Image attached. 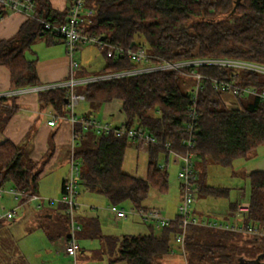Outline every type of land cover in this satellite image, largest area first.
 Instances as JSON below:
<instances>
[{"label":"trees","instance_id":"1","mask_svg":"<svg viewBox=\"0 0 264 264\" xmlns=\"http://www.w3.org/2000/svg\"><path fill=\"white\" fill-rule=\"evenodd\" d=\"M35 1L37 17H28L14 37L0 39V66L9 69L13 89L42 84L37 59L26 56L33 42L37 38L45 39L47 44L61 40L37 18L64 24L70 13L69 8H53L50 0ZM85 5L96 14L94 23L87 29L89 33L106 42L134 48L145 46L139 40L142 37L152 54L150 63L163 59L214 58L264 65V0H86ZM100 49L106 58L105 66L91 74L81 69L78 76L103 75L136 67L128 56L115 59L108 57L103 47ZM192 70L203 78L193 103L198 119L193 148L196 178L192 180L191 192L193 197L195 194L227 197L230 188L208 184L205 170L213 162L232 165L235 159L248 157L264 143V98L254 95L248 105L229 108L223 96L225 91L216 89L214 80L241 87L256 86L262 91L263 73L216 64L197 65L184 67L182 71L161 70L96 80L85 84L82 90L85 98L93 103L120 102L125 117L123 124L144 128L161 142L171 141L172 149L184 154L192 92L183 91L182 78ZM67 95L68 89L63 87L38 91L43 107L51 106L61 117L69 114ZM235 96L241 101L244 95ZM17 99V95L0 98V129L17 113ZM75 131L79 138L76 156L81 163L79 184L85 190L103 195L110 205L128 203L146 210L153 209L145 205L151 191H168L169 173L167 167H160L159 161L162 154H169L165 147L149 145L148 172L146 178H141L123 171L130 139L99 135L81 123L76 124ZM52 155L51 146L41 160L35 161L23 145L3 140L0 142V188L10 183L21 192V203H27L38 195L39 181ZM247 176L251 206L243 223L264 227V170H253ZM238 203H231V211ZM67 208L61 202L56 218L59 224L49 230L51 239L68 233ZM149 226L148 233L104 236L95 218L86 222L80 237H104L111 263L161 264L175 253L176 237L182 231L183 222L178 213L168 226L157 228L153 223ZM185 254L188 264H250L264 254V235L190 223L186 228ZM7 259L6 255L0 256V264H29L22 257L10 262ZM263 263L264 258L259 264Z\"/></svg>","mask_w":264,"mask_h":264},{"label":"built area","instance_id":"2","mask_svg":"<svg viewBox=\"0 0 264 264\" xmlns=\"http://www.w3.org/2000/svg\"><path fill=\"white\" fill-rule=\"evenodd\" d=\"M85 3L86 0H71V5L69 7L70 13L67 21L64 24H54L45 20L42 17L37 18V20L46 29L53 30L56 35L66 43L67 53L70 59V74L66 80L47 84L45 86L40 87L35 86V89L45 90L59 87L68 89L67 104L69 114L67 118L73 126V142L77 138V134L75 131L76 124L81 123L84 125L85 128H93L95 132L99 135L112 134L119 138L125 137L130 140L138 141L144 147H148L151 144H160L161 146L165 147V149L169 150V152H175L171 147V141L161 142L157 139L155 135L151 134L144 128L137 126H128L126 124L113 125L111 122L102 121L89 116L78 117L75 112L76 107L81 102V100L86 99L85 94L78 92L76 89L79 84L85 85L89 82L101 79L136 75L161 70L182 71L183 68L187 66L191 67L197 65L212 64L231 66L241 70L245 69L264 74V65L251 61H243L236 59L195 58L183 61H170L163 59L158 63H150L148 62V60L152 57V54L149 53L148 50H146L144 47H125L120 44L109 43L106 42L103 38H99L96 34L89 33L87 29L94 23L96 14L94 9L86 7ZM0 7L3 12H18L25 14L28 17H37V5L35 0H0ZM89 43H94L99 47H103L106 50V54L108 57L118 59L119 57H122L124 55L128 56L136 64V67L109 74L86 75L79 77L77 73L80 69V64L75 59V55L81 45H86ZM187 74L194 76L197 80V83L192 91V105L189 108L190 120L186 125L188 137L184 140V143L186 144L187 151L184 154H179L180 164L178 177L184 182L182 184L184 198L179 206V214L183 222V227L182 231L176 237V242L179 244L180 252L183 255L185 264H188L185 254L186 228L190 223L215 226L233 231H241L251 235H264L263 226L259 224L245 225L243 223L244 218L250 210V202L240 201L236 209L231 211L229 214L232 220L221 222L207 220L203 217L200 218L194 214V211L191 208L194 198L191 192V189L193 187L192 180L196 178L193 148L195 147L198 119V114L193 103H195L197 99V93L200 88V80L203 78V76L197 73L195 70L189 71ZM214 87L218 90L231 92L234 95L252 94L259 95L260 97L264 98V90L259 91L256 86L241 87L231 82L214 80ZM12 95L15 94L12 92L0 93V98ZM48 124L54 125L55 119H51ZM70 161L71 170L69 177L65 181L64 192L63 197L61 198V202L67 204V212L69 214V231L68 237L66 239L65 251L69 256L74 257L75 262L78 263L77 256L79 251L81 250L78 234L82 230V224L80 223L75 214L76 209L79 207L76 198L79 195L78 186L81 171V163L77 159L74 151L71 154ZM160 167L165 168L167 167V164H160ZM12 194L15 200L20 201L21 192L13 188ZM2 197L3 192L1 187L0 200L2 199ZM37 198L38 196L34 195L30 200ZM4 208L5 207L2 206V209ZM109 209L116 220L125 219L128 218L131 214H136L145 222L154 223L157 228H163L165 226H168L171 221V219L164 217L162 212L157 208L146 210L144 208H138L135 205H132L129 210H126L125 208H122L120 206L111 205ZM15 212V210H11L5 213H0V220L3 218L8 220L14 219Z\"/></svg>","mask_w":264,"mask_h":264},{"label":"rangeland","instance_id":"3","mask_svg":"<svg viewBox=\"0 0 264 264\" xmlns=\"http://www.w3.org/2000/svg\"><path fill=\"white\" fill-rule=\"evenodd\" d=\"M139 40L145 45L144 47L147 50L145 39L141 37ZM38 42H40V38H37L33 42L31 49L26 52L27 58H38L39 55L43 54L41 55V58L44 60L47 59L48 56H46L40 46L37 45ZM75 59L79 62L80 69H85L86 72L90 74L93 72H99L106 63V58L102 50L94 43L86 44L79 49L75 55ZM196 83L197 80L194 76L184 74L182 78L183 91L192 92ZM80 86H82V84H79L77 87ZM223 96L225 97L226 105L229 108H238L243 105H248L255 97L252 94H245L241 98V101H239L231 92H225ZM89 105L90 102L87 99L81 100L75 110L77 116L81 117L84 113L92 112L91 115L99 120L111 122L113 125H120L122 118H124V115L121 118H114L111 114L107 113L108 111L105 110V106L99 110L91 111ZM125 160V171H135L139 164V170L143 172L144 167L147 166L148 163V154L145 149L137 150L133 147L127 151ZM159 161L161 164L166 163L161 157ZM256 169L264 170V143L250 153L248 157L235 159L232 165L225 166L214 162L210 163L205 170L207 183L214 186L228 187L230 188V194L227 197H205L195 194L191 205L194 214L207 220L220 222L222 217H227L229 215L231 203L236 201L250 202L251 187L247 174ZM64 170L65 169H59V167H54L47 175L42 176L40 179L38 184L39 194L45 200V208H57L61 203L63 193L61 191L60 179L62 175L64 176ZM167 170L169 173L168 191L164 193L158 190L151 191L145 205L148 208L159 209L163 216L168 219H174L179 213V206L184 198L182 190V184L184 182L178 177L179 166L174 165L171 162L168 165ZM12 189L13 187L10 183H6L2 187L3 197L0 200V213H5L11 210H15L16 212L14 219L9 221L13 223L11 224L12 226H10V229L8 228L9 226L4 223L0 226V256L6 255L8 257L7 260L10 262L17 257L18 248L20 247L31 264H110L108 263V260L111 255L99 258V252H97V254L95 252L96 255L93 254V251L99 250V238H82L79 237V235L78 238H80V245L86 250L84 253H82L81 250L79 251L77 259L78 263L75 262L74 257L67 255L60 256V258L46 257L48 239L47 237H44V230L37 227H33V229L29 227L31 224L27 222L28 219H26L24 215L27 207L32 206V203L39 204L41 201L32 199L27 204H22L20 201L14 199ZM78 192L79 195L77 196L76 201L79 207L76 209V216L84 212L98 211L99 208L104 209L107 207V209H109L111 206L103 195L89 192L80 184L78 186ZM43 193L48 196H45ZM2 206L5 208L2 209ZM119 206L126 210H129L132 207L131 204L128 203ZM108 212V217L111 216L113 220L112 225L116 226L114 215L110 213V211ZM132 219L137 220V223H135L136 228H133L131 233L135 232L138 234L149 232V223L147 224L146 222L141 221V218L136 214H131L128 218L121 219L118 222V226L122 227L126 222L131 223L130 221ZM228 220L230 221L232 218L228 216ZM223 221H227V219H223ZM116 231L119 232V230ZM174 254L178 255L176 259L173 256ZM174 254L165 258L166 261H163L162 264H185L183 255L180 252L179 244L175 243ZM45 258L46 260L49 259V261L44 262L43 260ZM111 264H125V262L119 261Z\"/></svg>","mask_w":264,"mask_h":264},{"label":"crops","instance_id":"4","mask_svg":"<svg viewBox=\"0 0 264 264\" xmlns=\"http://www.w3.org/2000/svg\"><path fill=\"white\" fill-rule=\"evenodd\" d=\"M50 2L53 8L57 10H66L71 5V0H50ZM27 20H28V16L25 14L18 12H10V11L3 12L0 7V39H9L14 37L20 30L21 26ZM37 45H39L43 53L49 57V58L47 57V59L44 60L41 58V55H43L41 54L39 55L38 58H32V59H37L38 74L40 81L42 83L40 86H45L47 84L66 80L70 74V59L67 53L66 43L63 40H60L53 44H47L45 39L40 38V42H38ZM82 47L84 46L79 47V49H81ZM80 70L81 69H79V71ZM82 70L86 71L85 69ZM79 71L77 74H79ZM83 86L84 85L80 87H76L77 91L83 93L82 90ZM38 91L39 90L35 89V87L13 89L11 83V74L9 69L5 66H0V93H6V92L14 93L15 95L18 96L17 102L19 104V109L17 113H15L12 116V118L9 120V122L6 124V126L3 129H0V142H2L5 139H10L16 144L23 145V147H25L26 149L28 156L35 161L41 160L46 154V152L49 150V148L52 146L53 155L49 160V162L47 163L42 176L47 175L49 171H51L54 167H59V169H65L63 172L64 176L62 175L60 179L61 191L63 193V189H62L63 182L67 180L71 170V161H70L71 154L73 151L76 154V149L78 145L77 143L79 142V138H76L75 141L73 142V137H72L73 126L68 120V118L61 117L60 115H58V113L51 106L43 107L41 101L39 100ZM103 106H105L104 107L105 110L108 111L107 113L111 114L114 118L123 117V113L120 110V102L118 101L105 103V104L90 102L89 105L91 111L99 110ZM91 113L92 112L84 113V115L98 119L95 116L91 115ZM54 118H55V124L49 125L48 122ZM124 121H125V117L122 118L120 124H123ZM133 147L136 148L137 150L145 149L148 154L149 146L144 147L141 145V143L134 140H130V144L126 150V153L130 148ZM179 154L180 153H178L177 151H175L174 153L169 152L168 155L162 154L161 158L165 160L167 164V168L171 162L174 165L179 166L180 164ZM125 158H126V154H125ZM77 159L79 160L78 157ZM148 162H149V155H148ZM125 163L126 160L124 159L123 171L125 173L135 175L141 178H146L149 163H147V166L144 167L143 172L139 170V164L136 167L135 171L134 170L125 171L124 170ZM39 193L37 195L38 198L34 200L41 201V203L39 204L32 203V206L27 207L25 209L26 213H24V215L26 219H28L27 222L31 224V226L29 227H31L32 229L33 227H37L44 230L45 232L44 237L45 238L47 237L48 239L47 240L48 244L46 242L47 244L46 257L49 256L48 258L50 257L60 258V256H65V255L69 256L65 251V244H66V239L68 237V233L54 239H51L49 235V230L52 231L55 225L59 224L56 218L58 216L61 203L58 205L57 208H51V209L45 208L44 207L45 200L44 198L41 197ZM106 209L107 207H105L104 209L99 208L98 211H94V212L92 211V212H84L78 214L77 218L82 224V228L85 226L87 221L98 218L101 226V231L104 234V236H108V235L122 236L124 234H136L135 232L131 233L132 232L131 230L133 228H136L135 223H137V220L132 219L130 221L131 223L126 222L122 227H119L118 222L121 219L116 220L114 218L115 219L114 221H116L115 223L116 226H114L112 225L113 220L111 216L108 217V213H109L108 211H110V209L107 210ZM110 213L112 212L110 211ZM228 216L222 217L221 221H223V219L228 220ZM1 220L2 223L9 226L8 228L10 229V226H12L11 224L13 223L9 222L10 220L4 218ZM140 220L145 222L142 219ZM146 223L152 224L151 222H146ZM116 230H119V232H117ZM78 235L80 237V232ZM95 238H99L100 245H99V250L93 251L94 252L93 254H95V252L96 254L97 252H99V258L108 256L109 254H107V245H105V238L104 237H95ZM18 249L19 250L17 252V257H22L29 264H31L30 261L27 259L24 251H22L20 247ZM85 250L86 249L81 247L82 253H84ZM173 256L175 257V259L178 257L177 254H174ZM111 260L112 258L110 256L108 263L111 264ZM43 261L48 262L49 259L46 260L45 258ZM163 261L166 260L164 259Z\"/></svg>","mask_w":264,"mask_h":264},{"label":"water","instance_id":"5","mask_svg":"<svg viewBox=\"0 0 264 264\" xmlns=\"http://www.w3.org/2000/svg\"><path fill=\"white\" fill-rule=\"evenodd\" d=\"M264 258V254H261L260 256L257 257V259H255L253 262H251L250 264H259L260 260Z\"/></svg>","mask_w":264,"mask_h":264},{"label":"bare ground","instance_id":"6","mask_svg":"<svg viewBox=\"0 0 264 264\" xmlns=\"http://www.w3.org/2000/svg\"><path fill=\"white\" fill-rule=\"evenodd\" d=\"M154 62V61H153ZM240 99V98H239ZM12 100V99H11ZM66 116V115H65ZM55 119V118H54ZM57 119V118H56ZM18 145V144H17ZM41 164V163H40ZM43 165V164H42ZM81 179V178H80Z\"/></svg>","mask_w":264,"mask_h":264}]
</instances>
